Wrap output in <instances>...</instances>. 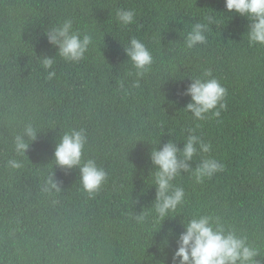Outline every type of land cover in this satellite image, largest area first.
Here are the masks:
<instances>
[{
    "label": "trees",
    "instance_id": "1",
    "mask_svg": "<svg viewBox=\"0 0 264 264\" xmlns=\"http://www.w3.org/2000/svg\"><path fill=\"white\" fill-rule=\"evenodd\" d=\"M118 8L135 10L134 23L121 26ZM209 15L207 43L187 49L183 38ZM66 18L94 43L79 63L57 56L49 80L42 58L57 49L44 32ZM248 24L227 13L225 0H0V264H172L181 222L203 214L220 216L264 257V45L249 43ZM133 37L154 57L139 87L124 50ZM207 71L227 89V109L198 121L183 93ZM28 123L41 133L16 157L24 168L10 170L13 134ZM72 128L87 131L84 159L108 172L93 196L78 169L52 163L59 136ZM189 134L212 145L194 156L193 169L209 157L224 168L203 183L178 176L185 202L154 233V214L135 219L156 197L150 152L170 139L183 148ZM54 172L63 190L53 198L41 185Z\"/></svg>",
    "mask_w": 264,
    "mask_h": 264
},
{
    "label": "clouds",
    "instance_id": "2",
    "mask_svg": "<svg viewBox=\"0 0 264 264\" xmlns=\"http://www.w3.org/2000/svg\"><path fill=\"white\" fill-rule=\"evenodd\" d=\"M225 7L227 13L234 12L249 20L246 35L250 44L264 45V0H225ZM135 16L136 12L132 9L118 8L115 10L116 21L123 27L133 24ZM205 21L192 25L191 30L183 38L187 49L191 50L207 43L209 25L215 23V19L209 15L205 17ZM44 34L49 44L57 49L55 56H43L42 58V67L47 72L49 80L56 76L55 71L51 69L57 56L66 62L79 63L94 43L92 34L75 30L72 19L67 18L45 31ZM124 50L136 70L135 75L138 79L135 86L139 87V80L151 70L154 64L152 52L142 40L135 37L130 39ZM191 80L192 82L183 93L191 97V101L184 110L191 113L198 121L208 119L209 114L213 118L220 117L221 111L227 109L225 101L227 89L212 75L211 71L205 72L202 77L191 78ZM121 87H123L122 83ZM39 133L41 132H38L34 125L28 123L21 131L13 134L12 148L15 157L7 160V168L10 170L24 168V161L16 157L26 155ZM87 142L86 129L72 128L63 132L56 143L52 163L61 169H78L82 190L93 196L107 182L108 172L99 166L95 159H84ZM160 145L161 141L150 152V159L155 168L150 175L153 179L152 186L156 188L155 200L152 206L148 207L149 213L143 210L135 215L136 221L143 223L147 215L154 214L155 224L159 225L154 233L161 230L166 219L176 217L177 215L173 216V214L177 213L185 202L184 189L173 183L178 176L182 173H190L196 183H203L224 168L219 160L209 157L200 160L193 169L190 162L193 161L198 151L209 153L212 150V145L204 143L197 135L189 134L184 141L183 148L178 147V143L172 139L162 147ZM62 190L55 172L48 175L41 185V191L53 198ZM138 201L139 197L133 200L134 203ZM56 202L53 199V203ZM181 224L184 231L176 240V249L171 258L172 264H264L260 248L251 243L247 236L239 234L234 228L226 227L220 216L193 215L186 217ZM174 234V229H169L168 236L164 238L162 244L169 246L168 237ZM150 258V260L146 258L149 264L154 257ZM158 264H166V260L159 261Z\"/></svg>",
    "mask_w": 264,
    "mask_h": 264
}]
</instances>
